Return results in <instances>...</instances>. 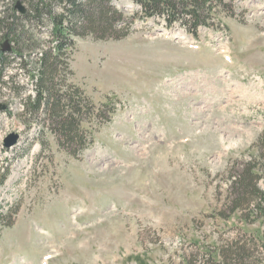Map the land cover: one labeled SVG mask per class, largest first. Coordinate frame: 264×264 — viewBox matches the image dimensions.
Masks as SVG:
<instances>
[{"label": "rangeland", "instance_id": "1", "mask_svg": "<svg viewBox=\"0 0 264 264\" xmlns=\"http://www.w3.org/2000/svg\"><path fill=\"white\" fill-rule=\"evenodd\" d=\"M29 1L0 0V53L5 40L16 46L1 21ZM112 4L139 11L131 0ZM233 6L224 27L197 37L159 18L136 19L119 41L72 37L67 82L95 107L116 100L109 121L83 123L93 139L75 157L48 125L26 128L19 116L35 53L23 69L5 53L0 264H264V219L232 214L227 192L229 169L264 133V0ZM51 27L33 22L17 46L46 48ZM10 133L18 141L4 148Z\"/></svg>", "mask_w": 264, "mask_h": 264}, {"label": "trees", "instance_id": "2", "mask_svg": "<svg viewBox=\"0 0 264 264\" xmlns=\"http://www.w3.org/2000/svg\"><path fill=\"white\" fill-rule=\"evenodd\" d=\"M114 0H38L29 1L28 9L3 27L13 36L14 52L19 68L26 67L25 54L35 53L33 94L21 98L20 117L30 127V122L48 125L58 146L71 156H77L93 139V130L84 128L83 123L109 121L115 112L113 97L95 107L76 85L67 82L65 62L67 49L73 45L72 37L90 36L96 40L119 41L132 31L136 19L159 18L166 28L179 25L193 37L200 28L219 29L222 16H233L235 0H131L139 7L137 13L125 14L114 7ZM58 5L59 11H53ZM46 18L51 23L52 43L46 48L26 52L17 46L21 38L31 29L32 23ZM19 20V21H18ZM21 21V22H20ZM10 44V43H9ZM0 53V66L6 51ZM1 82V81H0ZM2 83V82H1ZM6 84V83H2ZM29 120V122H28ZM233 163L227 175V192L231 213L244 214L248 211L257 219H264V133L258 136L251 147L248 160L239 167ZM4 178V176H3ZM2 178V179H3ZM2 180L0 179V183ZM264 222V221H263ZM238 252V251H237ZM235 252V253H237ZM236 257L235 254L233 255ZM237 260V258H236Z\"/></svg>", "mask_w": 264, "mask_h": 264}, {"label": "water", "instance_id": "3", "mask_svg": "<svg viewBox=\"0 0 264 264\" xmlns=\"http://www.w3.org/2000/svg\"><path fill=\"white\" fill-rule=\"evenodd\" d=\"M15 8L18 10L19 13H24L25 8L20 4V2L16 3ZM2 50L3 51H10L11 48L8 46L7 41L4 42L2 45ZM3 107H0V110ZM19 135L17 133H10L8 134L4 139H3V147L4 148H10L11 146L15 145L18 141Z\"/></svg>", "mask_w": 264, "mask_h": 264}]
</instances>
